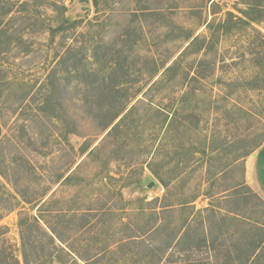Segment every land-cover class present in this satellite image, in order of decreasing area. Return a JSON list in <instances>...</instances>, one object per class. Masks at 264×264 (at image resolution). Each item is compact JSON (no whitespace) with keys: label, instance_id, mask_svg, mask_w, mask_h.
Returning <instances> with one entry per match:
<instances>
[{"label":"rangeland","instance_id":"obj_1","mask_svg":"<svg viewBox=\"0 0 264 264\" xmlns=\"http://www.w3.org/2000/svg\"><path fill=\"white\" fill-rule=\"evenodd\" d=\"M247 9L242 0H0V264H25V237L36 245L31 264L217 263L182 240L193 213L181 202L214 180V190L231 188L243 166L248 185L249 158L256 165L254 151L218 175L219 164L196 154L211 141L245 153L264 134V21L218 28ZM65 18L80 25L53 35ZM208 35L207 53L180 58L188 37ZM91 70L114 77L128 110L147 98L113 135L90 111L106 105ZM248 186L260 200L213 202L264 222V199ZM33 217L42 229L24 237L20 222Z\"/></svg>","mask_w":264,"mask_h":264},{"label":"trees","instance_id":"obj_2","mask_svg":"<svg viewBox=\"0 0 264 264\" xmlns=\"http://www.w3.org/2000/svg\"><path fill=\"white\" fill-rule=\"evenodd\" d=\"M242 2L248 7L247 10H243L240 12L243 17L237 16L236 14L230 12L227 14L226 20L218 25L219 29L228 31L231 28L233 29L234 27L240 25H242V27H251L254 23L259 24L264 21V0H242ZM53 8L57 9L59 8V5L57 3H53ZM251 12H257L259 15H261V18L257 19L253 17ZM67 24L73 28H76V26L80 25L78 22H71L69 19L65 18L63 20V24L54 28L52 34L58 35L59 33L68 31L70 28L69 26H66ZM223 33L225 34V32ZM4 34H6V32L2 30L0 32V41L3 39ZM211 40V35L202 37H188V46L180 54V58L182 59L184 56H186V54L194 49V47H198V52L206 50L207 53L208 49L206 48V46L211 42ZM78 63H81L80 60H76L75 58L74 64L78 65ZM178 64H180V59H177L172 66L166 67L164 73L162 74V81H164L170 73L175 71V67H177ZM91 65L94 66L96 64L91 63ZM91 71L92 72L88 73V76L90 78L95 77L94 81H92L90 85L93 89V93L94 95L95 93H98V96L101 95V99L106 101V105L105 107L100 106L99 100H97L90 111L93 112L95 110L97 117H99L100 115L102 116V118L105 120L103 129L107 130L112 128L108 135H113V133L121 127L120 123H122L124 118L127 117V114L135 111L137 104L144 103L147 98L138 99V102L128 110L129 105H125L128 102L129 104H131L132 100L128 98L129 96H122V88L116 87V85H114L112 82V79H114V77L110 76L109 78H107L105 77V75L101 76V72L98 70ZM198 77L204 79L201 74ZM108 79L110 80L109 82H107ZM157 85H159V83L155 81L151 88L154 87L155 89ZM213 102H216V98ZM118 107H121L119 111H117ZM239 109L245 113H248L242 107H240ZM127 110L128 112L126 113ZM164 113L165 112L163 111V114ZM123 115L125 116L120 120V122L116 123L118 118ZM263 144L264 134L250 150L245 153H240L236 149L232 150L234 148L235 142L216 145L214 141H211L208 146L209 150L208 148L206 150L200 147L197 148L196 154H207L208 157H210V163L214 162L216 164H219L220 168L218 175H221L227 170V172H233V170H236L238 168L236 165L244 161L246 157L252 154V152L257 151L260 147H262ZM221 145L225 147L224 153L222 152L223 147H220ZM244 175L245 168L243 166V177L241 178L239 183L231 186V188H227L223 191L216 190V188L215 191L213 186L215 184L217 185L218 182L214 180L209 190H205L200 194H192L191 196L182 199L181 202L184 207H188L190 209V213H193L191 220L187 219L186 221H184V234L182 236V240L191 242L192 247L196 250L200 251L201 249H206L209 253H212L214 258H216L217 260L216 264H218L219 262L220 264H264V222L253 221L249 217L243 216L244 214H242L241 212H234L229 211L225 208H221L218 204L219 201H217L216 203L213 202V200H217L218 198L221 199L220 201L231 199L233 200V198L235 197H244L246 199L249 198V193L253 194L260 200L261 198L256 193H254L248 185H246ZM243 186L245 187V191L235 192ZM200 196H206L207 198L212 199V202L208 207L196 211L193 203L195 202L196 198ZM262 217H264V213L262 214ZM20 224L21 228L24 229V237L26 234H31L33 232V229L35 228L42 229L41 221L37 217H33L32 220H28L27 222L21 221ZM51 231L54 236L57 235L55 230ZM25 238L27 239V237ZM25 238L23 243L24 262L25 264H31V260L29 257L31 254L28 250V247L30 245L29 249L31 250L33 247L36 248V245L35 242H27ZM51 240L54 241L52 237ZM59 240L62 241L61 239ZM153 259L156 260L155 263L160 260V258L155 256L153 257ZM197 264L203 263L198 262Z\"/></svg>","mask_w":264,"mask_h":264},{"label":"crops","instance_id":"obj_3","mask_svg":"<svg viewBox=\"0 0 264 264\" xmlns=\"http://www.w3.org/2000/svg\"><path fill=\"white\" fill-rule=\"evenodd\" d=\"M256 155H258L256 165L250 158L247 162L246 179L248 185H251L264 199V144L251 157L254 158Z\"/></svg>","mask_w":264,"mask_h":264},{"label":"water","instance_id":"obj_4","mask_svg":"<svg viewBox=\"0 0 264 264\" xmlns=\"http://www.w3.org/2000/svg\"><path fill=\"white\" fill-rule=\"evenodd\" d=\"M81 2H88V0H81ZM154 185H155V182H151V184L148 187L152 188Z\"/></svg>","mask_w":264,"mask_h":264}]
</instances>
